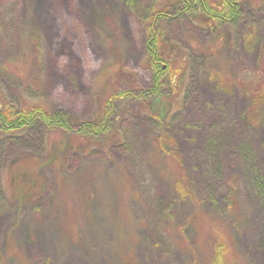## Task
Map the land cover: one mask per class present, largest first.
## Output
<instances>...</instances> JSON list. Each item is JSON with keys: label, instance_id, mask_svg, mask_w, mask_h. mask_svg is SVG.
Segmentation results:
<instances>
[{"label": "rangeland", "instance_id": "rangeland-1", "mask_svg": "<svg viewBox=\"0 0 264 264\" xmlns=\"http://www.w3.org/2000/svg\"><path fill=\"white\" fill-rule=\"evenodd\" d=\"M2 1L4 96L34 95L71 129L0 148V264H188L179 230L195 203L175 189L162 131L240 264H264V103L251 119L250 94L238 82L261 60L259 44L244 38L258 25L264 38L258 0L240 4L237 22L219 25L184 0ZM159 10L154 28L176 46L184 77L176 99L173 82L159 88L170 107L155 123L146 30ZM129 74L137 93L124 97ZM86 120L96 130L83 127ZM31 155L39 158L35 201L3 191L9 165ZM187 232L193 239L188 223Z\"/></svg>", "mask_w": 264, "mask_h": 264}, {"label": "trees", "instance_id": "trees-1", "mask_svg": "<svg viewBox=\"0 0 264 264\" xmlns=\"http://www.w3.org/2000/svg\"><path fill=\"white\" fill-rule=\"evenodd\" d=\"M168 1L172 3L175 0ZM184 1L187 2L185 7H188L190 4L200 5L199 9L206 14V17L218 25L220 23L237 22L243 13L240 4L243 2H252L251 4H253L252 0H216L215 4H211L210 0L209 2L208 0H193V3H191L192 0ZM1 2L3 1L0 0ZM257 6L258 8L264 7V0H258ZM182 9L184 10V8H179L176 14L182 13ZM163 14L164 11L162 10L153 14L152 20L147 22L146 30L149 51L146 65H149L153 71L155 85V89H150V92L153 91V97L149 98L150 103L148 104V108L150 112L157 115L154 116L152 114L155 123L158 122V119L159 121L163 119L165 114L164 109L170 107L165 106V102L160 99L159 88L161 86L167 88L166 85L173 82V89L176 92L172 93L170 98L174 97L176 99L177 96H180L181 84L184 77V71L180 75L179 65H175L177 63L176 60L179 58L178 54H175L176 46L163 38L162 30L158 32L154 28V21L159 15ZM244 32V38L248 46L252 47L258 43L259 47H261L259 52L261 60L258 67L249 71L247 78L241 75V79H238V82L241 80L240 85L250 94V105L247 110V115L251 119H254L257 110L259 112V108L264 103V38H261L259 35V25L257 28L251 27ZM165 62L166 67H164ZM129 75H131L129 78L131 85H129V88L124 89L123 94H121L124 97L125 95L136 96L137 93L135 90L137 86L133 84V82L136 83V77L134 74ZM164 76L169 80L168 82L164 80ZM245 79H247L246 84L243 83ZM138 95H140L139 97L144 96L142 92ZM118 97H120V90L115 89L110 99L116 100ZM36 99V96H28L25 93L19 95L16 102L8 99L7 96H4L2 79L0 78V148L7 145L9 141H12V143L27 141L33 132L43 135V133L47 134L51 129H67L68 127L71 129L65 114L63 115L59 111H52L41 101L35 102ZM157 102L159 109L153 106ZM83 127L96 130V122L95 120L83 121ZM158 138L160 140V146L163 148V153L170 158L168 169H170L173 176L176 191L181 196L191 198L195 203L193 213L188 218L186 224L180 226L179 230L181 243L192 254L188 264H240V255L234 248L231 238L223 224L215 220L201 207V200L190 184L181 156L171 148L166 147L169 145L166 131H162L158 135ZM38 160L39 158L37 156L31 155V157L23 156L12 162L8 167V178L5 187H3V191L17 199L30 198L31 201L37 200L39 197L34 188H39L37 174ZM233 182L231 184L232 189L236 186ZM232 189L231 191H233ZM28 190L34 191V196L33 194H28ZM231 191V195H229L230 199L233 200L235 193L233 194ZM187 223L190 224L191 229L194 231L192 232L193 239L188 235ZM206 244L207 250L204 248Z\"/></svg>", "mask_w": 264, "mask_h": 264}]
</instances>
